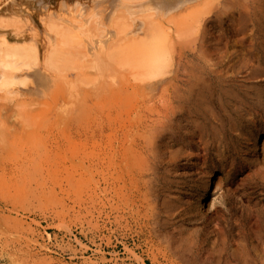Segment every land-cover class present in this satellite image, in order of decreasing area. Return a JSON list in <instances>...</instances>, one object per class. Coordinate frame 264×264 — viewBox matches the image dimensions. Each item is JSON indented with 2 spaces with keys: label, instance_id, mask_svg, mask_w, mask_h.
I'll return each mask as SVG.
<instances>
[{
  "label": "rangeland",
  "instance_id": "1",
  "mask_svg": "<svg viewBox=\"0 0 264 264\" xmlns=\"http://www.w3.org/2000/svg\"><path fill=\"white\" fill-rule=\"evenodd\" d=\"M235 1L216 0L219 7L214 3L196 43L184 31L190 23L169 21L186 9L161 22L170 28L163 39L170 63L131 98L130 112L123 104L101 118L78 120L83 126L67 121L56 123L58 128L51 122V133L63 143L52 154L85 160L70 180L51 172L45 191L33 183L39 198L14 196L3 174L11 162L21 163V153L31 152L2 154L11 156L7 163L0 155V264H264V0ZM60 2L32 5L28 16H16L19 24L3 25L7 33L6 42L0 39V68L9 59L5 54L16 32H27L33 44L47 39L54 48L60 45V23H74L83 34L77 12L83 9L85 19L100 13L94 0L82 6L75 5L77 0H67L65 7ZM136 18L147 26L144 17ZM105 21L101 31L110 26ZM62 56L51 50L49 74L63 76L67 63ZM194 56L200 61L196 69ZM82 71L84 79L92 73ZM116 71L117 81L124 82L128 71ZM83 83L78 85L82 92L93 87ZM5 85L0 81V95ZM50 87L54 91L57 86L53 82ZM60 103L68 100L57 98L56 107ZM4 105L0 98L2 114ZM74 140L77 146L70 145Z\"/></svg>",
  "mask_w": 264,
  "mask_h": 264
},
{
  "label": "bare ground",
  "instance_id": "2",
  "mask_svg": "<svg viewBox=\"0 0 264 264\" xmlns=\"http://www.w3.org/2000/svg\"><path fill=\"white\" fill-rule=\"evenodd\" d=\"M48 1L49 0H0V39H4L3 42H6L5 38L3 37L4 34L7 33V32H3V29L5 27L4 28L2 27L4 24H9V22H11V24L14 25L19 24L21 20H17L16 16L18 17L20 15L28 16L29 12L33 10V7L30 8L32 5L35 6V4H38L39 6L41 5L42 7L44 5H47ZM62 1H64L62 5L63 7H65L64 4L65 2L67 3V0H62ZM134 1L139 3L137 5L129 4ZM84 2L85 0H77V2H75V5L76 6H82L83 4L87 5V3ZM94 2L97 7V11H99L100 13L98 14V12H96L91 19H89V16L85 19L87 13H83V9L81 13L77 12V14L79 13L78 15L79 19H81L79 25L82 23L84 24L83 25L84 30L82 31L84 32L83 34H79L78 31H76V28L78 26L77 25L75 26L74 23L71 22L69 23L67 21L65 24L60 23L58 25V27L60 28L59 29L60 32L58 34L59 35L58 41L60 42L59 43L60 45L57 47L54 48L48 47L47 39H45V41L42 40L39 45L33 44V42L31 41L33 39H30V35L27 32L23 33L18 31L14 35L10 36L12 45H9L7 47V53L5 54V57L7 56L9 59L4 60L3 67L0 68V81L6 84L5 90L3 91L4 93L0 95V98H3L4 101L6 102V106L5 105H4L5 107L2 106V110L5 113L2 114L0 109V117H3V119L5 120H10L11 118H15L16 122L8 123L7 121L1 120L0 118V130L2 131L1 132L2 135L0 139V155L1 157H4L5 159L4 162L6 161L11 162L10 160L12 159L8 160L7 158L9 157L8 155L7 157L4 156L9 151L10 152L15 151L16 149H18L19 151V149H23L25 151L31 152V154L30 153L23 154L20 152L21 155H23V159L21 163H19L18 161V163L15 162L13 164L11 162L12 164L11 167L9 166L10 168L6 169L5 173L3 174L5 175L4 179L1 178L2 180H5L3 181V183L7 182L6 188L7 190L9 188L10 192L15 194L14 196L21 195L22 197L23 195L25 197L29 195H36L35 194L36 192L34 190L36 189V187L33 188L34 182L36 183L39 182V184L37 183L38 187L39 186L41 187V188L39 187L40 190L44 188L43 190L45 191V189H47L46 188L47 183H49L47 182V180L49 179V177L50 179L52 178L51 172L52 173L54 172L55 174L59 172L64 173V176L66 175V178H68V180H70L69 177L71 175L73 174L76 175L77 168L79 167L80 170V166L82 164L84 165L83 161L85 160L82 161V160H76L75 158L72 159L69 158L68 156L67 157L61 156L62 154L61 155L52 154L54 152H57V150H61L62 147L61 144L63 143H61L62 142L61 138L58 139V137L55 135L56 132L51 133V131L53 132L54 130V127L50 125L51 122L53 124L54 121L56 127H58L56 123L58 122L63 123L67 121L78 123L79 125L80 122H78V120L79 121L82 120L83 122V120L86 117H88L86 119L89 120L91 119L92 116L94 118H98V117L101 118L105 114H108L107 112H112V110L115 109L116 105H118V107H122L123 104H127L126 105L127 108L128 104L131 105L132 103L131 100L134 101V99L131 98L136 99V97L141 95L139 93L142 91L141 89L142 88L145 89V87L148 88L149 83L151 81L161 77L168 65L169 48L168 46L163 44V39L169 36L170 28L162 27L163 25L161 22L167 19L169 16H173L177 12L182 13V11L186 9L185 14L183 13L177 14L179 16H175L172 20L169 19V21L170 23H172L174 21L176 22L177 20L184 25L190 23V25H188L189 29L184 31H186V33L190 31V35H193L194 37L193 42L196 43V41L200 40V36L202 35L201 31H202L203 22H205L206 20L205 18L210 13L213 12L212 10L214 8V3L216 2V0H119L117 5H114L113 3L114 0H94ZM220 3H224V2L221 1ZM229 3L232 4L233 2L231 1ZM229 3L227 5L232 10L233 7L232 5L230 6ZM235 4L236 3H233V6ZM215 6L219 7L216 5V3ZM246 10L247 9L244 10L245 13ZM32 14L33 13H31V15ZM214 14L217 15V11ZM214 14H212V16ZM227 14L228 13L225 12V15ZM237 14H239V11L237 12ZM241 14H239V16ZM136 17H144L145 20L147 21V26L144 23V21L138 20V18ZM227 17L228 16H225L226 19ZM235 17L236 16H234L233 18ZM238 18H239L238 21H240L241 17ZM106 19L108 20V24H110V26L107 25L108 27L107 30L101 31V29L105 28V26H102L101 28L100 24L105 25ZM208 23L209 20H207L204 23V26L207 27ZM240 23L241 22L237 24ZM145 26H146V30H143L144 29L143 27ZM219 26H221V24ZM111 27H113L115 31L109 30V28ZM79 28L81 27L79 26ZM214 35L215 34H213V36ZM213 36L211 37L213 38ZM223 39H225V36ZM227 43L228 42H226V44ZM219 45L221 44L219 43ZM199 47H201V45H199ZM51 50H54L57 53H62L63 54L62 58L65 59L64 63H67V68H65V73L63 74L62 77L61 76L57 77V75H51L46 70L47 67L50 66L49 54ZM103 53L106 54L105 56H107L108 60H103L102 58V56H104ZM194 57H195L194 66L196 69L197 68L196 66H200V61L199 59L196 58V56ZM207 58H209V56H207ZM205 61H208V59ZM213 62L214 61L211 62V66ZM205 65L204 68H207ZM221 66H223V64ZM117 67L123 68L128 71L127 74L128 77L124 79V82L117 81V76H118V73L116 71ZM71 69L72 70L74 69L76 71L79 70L80 74L79 72L77 75L73 74L71 72ZM82 70H85L84 71L85 73L87 71L88 73L89 72L92 73L91 74L89 73L88 77H85L84 79L85 74L83 73ZM222 71L224 70L222 69ZM195 72L197 73L198 70H195ZM121 77L122 75L120 76V78ZM53 82L55 86H57L54 91H52L50 87V83ZM82 82H84L83 83L84 86L87 85L93 87L91 89H88V91L83 90L84 92H82L80 91L81 89L78 90L79 88L78 85L80 86V83ZM81 86L83 87V85ZM57 98L59 100L62 99L64 101L68 100V104L60 103L59 107H56L55 100ZM120 98L123 101L120 100ZM130 108L133 109V105H131ZM117 109L118 108L116 107V110ZM128 109L129 107L127 108V110ZM121 113L122 116L125 114L124 112ZM116 114L117 113L115 112V115ZM108 117L110 116L108 115ZM128 121H130V119H128ZM83 124L80 125L83 126ZM89 124H90L89 126L92 125L91 123ZM99 124H103V123H99ZM99 124H96L97 127ZM127 126L125 128H128ZM87 129L89 128L87 127ZM70 140L71 139H69V141ZM68 143L69 142H67L66 144ZM110 143L112 144L111 141ZM78 144L79 143L75 142V140L70 143V145L73 146H77ZM38 146L43 147V149H40L42 150V152L39 151ZM64 146L66 145L64 144ZM84 146L86 145L84 144ZM18 155L16 156L18 159H20L21 156L19 157ZM9 158H11V156ZM13 159L15 160V158ZM84 168L85 166L83 167V169ZM55 174L53 176H55ZM37 184H35V186ZM37 197L39 198V195ZM37 197L36 199H38Z\"/></svg>",
  "mask_w": 264,
  "mask_h": 264
}]
</instances>
